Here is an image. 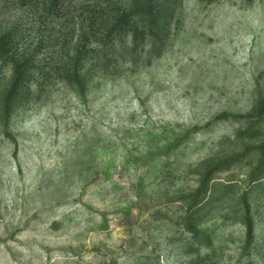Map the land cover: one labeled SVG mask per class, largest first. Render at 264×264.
Wrapping results in <instances>:
<instances>
[{"label":"rangeland","instance_id":"374dc122","mask_svg":"<svg viewBox=\"0 0 264 264\" xmlns=\"http://www.w3.org/2000/svg\"><path fill=\"white\" fill-rule=\"evenodd\" d=\"M0 264H264V0H0Z\"/></svg>","mask_w":264,"mask_h":264},{"label":"trees","instance_id":"16d2710c","mask_svg":"<svg viewBox=\"0 0 264 264\" xmlns=\"http://www.w3.org/2000/svg\"><path fill=\"white\" fill-rule=\"evenodd\" d=\"M5 49H8V47L6 48V46H5V47H3L1 50H5Z\"/></svg>","mask_w":264,"mask_h":264}]
</instances>
